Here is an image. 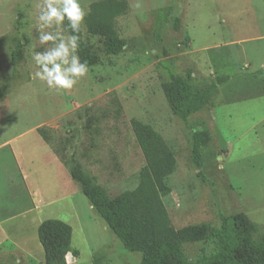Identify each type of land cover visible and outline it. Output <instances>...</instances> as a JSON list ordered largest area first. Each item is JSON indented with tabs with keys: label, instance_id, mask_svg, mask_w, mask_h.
<instances>
[{
	"label": "rangeland",
	"instance_id": "1",
	"mask_svg": "<svg viewBox=\"0 0 264 264\" xmlns=\"http://www.w3.org/2000/svg\"><path fill=\"white\" fill-rule=\"evenodd\" d=\"M92 1L80 0L81 7L87 12ZM128 2L130 10L117 20L124 49L107 54L100 38L85 32L98 62L72 89L56 90L34 76L33 51L43 52L52 43L41 45L36 30L43 0H0V218L26 209V187L36 189V220L54 218L72 227L71 247L78 256L70 264L140 262L142 253L122 245L68 172L79 163L110 195L134 189L145 160L132 132L133 119L149 125L176 158V169L167 178L170 192L162 195L175 228L202 222L217 228L220 213L237 211L249 213L264 228V64L254 69L264 61V53H258L264 41L215 50L228 34L218 24L225 10L217 0ZM59 30L68 36L63 26ZM17 40L23 43V58L14 67ZM219 56L225 63L209 61ZM245 60L250 67L243 66ZM187 68L199 89L210 83L216 87L210 91L213 107L184 121L172 113L162 83L169 71L182 74ZM221 76L227 79L217 82ZM39 127L63 166L49 154L35 131ZM202 128L211 131L212 142L203 149L199 169L191 158L192 132ZM19 220L2 222L0 264H44L37 230L29 223L17 229L12 224ZM20 241L39 247L40 253L31 261L25 256L16 261ZM184 249L192 263L209 255L214 244L203 240L186 243Z\"/></svg>",
	"mask_w": 264,
	"mask_h": 264
},
{
	"label": "trees",
	"instance_id": "2",
	"mask_svg": "<svg viewBox=\"0 0 264 264\" xmlns=\"http://www.w3.org/2000/svg\"><path fill=\"white\" fill-rule=\"evenodd\" d=\"M130 10L128 0H95L89 4L77 55L82 63L91 67L98 56L91 50L85 32L98 36L107 54L120 53L125 47L118 36L117 20ZM178 17L173 26L179 29ZM67 24V21L64 22ZM70 35V29L64 27ZM23 58V43L17 40L12 52L15 67ZM226 76L217 78L223 82ZM199 89L191 69L177 74L169 71L162 83V91L172 113L186 121L189 116L213 107L210 91ZM4 91L0 89V96ZM135 141L145 160L138 173L137 186L116 195H110L95 183L79 163L69 167L72 181L80 186L91 208L104 220L108 229L129 251L142 253L139 264H264V228L251 220L243 211L228 215L219 214L220 225L215 228L206 222L175 228L169 218L162 195L170 192L167 178L176 169V158L164 140L147 124L131 120ZM37 132L46 143L49 136L42 127ZM212 142L208 128L192 132L191 158L197 168L204 166L203 149ZM39 242L44 252V264H66V253L73 257L78 251L71 247L72 227L59 219L43 220L37 228ZM211 240L214 250L190 262L184 244Z\"/></svg>",
	"mask_w": 264,
	"mask_h": 264
},
{
	"label": "clouds",
	"instance_id": "3",
	"mask_svg": "<svg viewBox=\"0 0 264 264\" xmlns=\"http://www.w3.org/2000/svg\"><path fill=\"white\" fill-rule=\"evenodd\" d=\"M88 13L81 7L80 0H43L36 30L41 45L52 42L43 52L33 51L32 59L37 66L35 78L45 83L48 88L70 90L78 79L85 76L88 67L76 54L79 48V33ZM67 21L65 25L64 22ZM61 26L70 29L65 36ZM57 29L47 31V29ZM71 253H66L70 264Z\"/></svg>",
	"mask_w": 264,
	"mask_h": 264
},
{
	"label": "crops",
	"instance_id": "4",
	"mask_svg": "<svg viewBox=\"0 0 264 264\" xmlns=\"http://www.w3.org/2000/svg\"><path fill=\"white\" fill-rule=\"evenodd\" d=\"M212 1L215 0H203L204 4L206 3L210 4V2ZM217 1L219 5L223 7L225 10V16L221 14L218 20V24L219 27L221 28V32H228V34L225 40H223L218 45V47L217 44L215 45L216 46L214 47L215 50L218 48L230 47V46L240 47L241 44L248 41H257L258 43L264 41V0H217ZM230 32L231 34H229ZM209 49L210 48H208L207 50ZM258 53H264V48L261 47V49L258 50ZM209 61L211 63L219 62L218 64H220V62L225 63L226 58H223V56H219L217 58H212L211 60L209 59ZM263 64L264 61L260 62L259 65L256 64L254 69L257 70L263 68L262 66ZM243 66L250 67L251 63L245 60ZM224 67L225 66H219V68H224ZM238 67H240V65L238 66L237 64H235L234 68H238ZM259 80L261 82L263 79L260 78ZM35 131H37V129ZM40 138L47 145L48 152L52 156L53 160L57 164H60V166H63L59 161V159L57 158V156L51 151L48 144L43 140L41 136ZM13 156H15L14 153ZM25 179L27 180V178ZM25 193H28L30 199V205L26 209L17 212L15 215L7 214L5 218L3 219L0 218V229L3 230V226H2L3 221L7 222L14 218H21V220L16 221L12 225L16 226L17 229L18 228L25 229V226L27 225V223H29L30 228L33 230V232L37 230L38 225L43 221L42 219L36 220L40 212V205H39L40 202L38 201L39 193L36 189L28 188V187H26ZM22 242L20 244L16 243L18 246L14 254L17 257L16 261L22 260L23 259L22 256H25V258L31 261L36 254L40 253L39 247L35 246L34 248Z\"/></svg>",
	"mask_w": 264,
	"mask_h": 264
},
{
	"label": "water",
	"instance_id": "5",
	"mask_svg": "<svg viewBox=\"0 0 264 264\" xmlns=\"http://www.w3.org/2000/svg\"><path fill=\"white\" fill-rule=\"evenodd\" d=\"M69 253V252H68ZM71 253V252H70ZM71 257L73 258V256L71 255Z\"/></svg>",
	"mask_w": 264,
	"mask_h": 264
}]
</instances>
